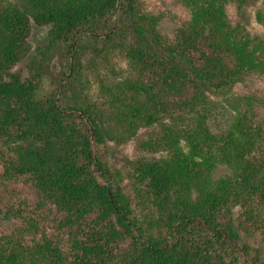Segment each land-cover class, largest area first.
Instances as JSON below:
<instances>
[{"label": "trees", "instance_id": "obj_1", "mask_svg": "<svg viewBox=\"0 0 264 264\" xmlns=\"http://www.w3.org/2000/svg\"><path fill=\"white\" fill-rule=\"evenodd\" d=\"M33 1L29 10H13L7 21L13 34L0 55V143L6 147L0 152V184L27 176L55 216L43 210L44 217L39 218L40 206L0 198V264H264V250L221 218L222 209L215 213L199 209L172 219L167 240L148 236L100 161L104 128L99 118L83 108L62 107L55 94L39 95L32 71L47 59V50L63 40L76 48V32L85 26L95 28L103 20L124 22L129 17L137 25L141 18L134 0H87L66 9L58 8L57 0L44 5ZM192 10L195 25H183L173 37H157L155 43L145 44L148 33L134 26L144 35L130 49L139 71L149 72L153 84L183 104L194 103L206 91H227L242 80L248 67L242 59L247 56V38L240 32L241 47L232 42L222 8L205 0ZM31 18L49 27V42L37 54L27 52ZM108 29L105 37L114 33L111 25ZM151 89L158 94L155 87L149 93ZM150 98L154 99L152 92ZM142 176L158 203L163 201V173L152 167Z\"/></svg>", "mask_w": 264, "mask_h": 264}, {"label": "rangeland", "instance_id": "obj_2", "mask_svg": "<svg viewBox=\"0 0 264 264\" xmlns=\"http://www.w3.org/2000/svg\"><path fill=\"white\" fill-rule=\"evenodd\" d=\"M46 1L38 0L40 5ZM85 1L57 0V4L66 9ZM204 1L134 0L141 18L137 25L129 17L124 22L103 20L95 28L84 25L75 34L76 48L71 49L70 40L58 42L32 74L42 98L55 94L62 107L83 108L99 118L104 128L100 161L148 236L167 240L172 219L199 209L214 213L222 209L221 218L264 250V0H212L222 8L232 42L241 47L240 32L247 38L249 64L242 57L247 70L225 92L206 91L194 103L183 104L153 84L152 75L142 74L131 60L130 49L145 33L149 36L143 42L155 43L157 37H173L183 25H195L198 20L192 9ZM32 2L0 0V55L13 34L7 22L13 10H29ZM30 25L27 52L37 54L49 42V27L32 18ZM107 25L114 33L105 37ZM134 26L142 27L144 34H137ZM151 87L158 89V94L151 89L152 100ZM0 148L6 150L2 143ZM152 167L165 176L166 191L159 203L148 181L141 179ZM1 174L2 170L0 179ZM0 198L40 206L39 218L44 217L43 210L55 216L27 176L0 184Z\"/></svg>", "mask_w": 264, "mask_h": 264}]
</instances>
